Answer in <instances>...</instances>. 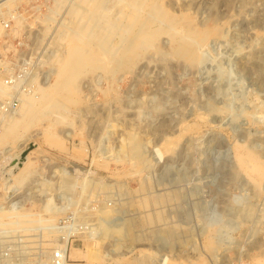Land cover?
Instances as JSON below:
<instances>
[{
    "label": "rangeland",
    "instance_id": "rangeland-1",
    "mask_svg": "<svg viewBox=\"0 0 264 264\" xmlns=\"http://www.w3.org/2000/svg\"><path fill=\"white\" fill-rule=\"evenodd\" d=\"M83 2L22 0L16 19L0 12V41L31 43L33 93L55 82L65 44L57 36L80 32L83 12L92 9ZM160 4L199 32L218 31L198 50L200 63L192 68L173 56L169 36L161 39L164 55L151 50L120 74L95 62L73 85L74 102L49 108L22 137L1 143L4 262L50 260L71 225L79 232L67 245L68 264H86L88 254L109 258L103 264H264V176L256 186L235 158V147H245L264 164V0ZM130 135L142 147L139 160L132 159ZM155 149L164 153L160 162ZM24 157L29 174L11 188L4 180ZM11 211L53 218L56 227L46 232L56 235L24 232L28 219L7 222ZM211 219L237 229L227 235L231 243L218 247L217 234L201 233ZM120 229H129L126 241L111 232Z\"/></svg>",
    "mask_w": 264,
    "mask_h": 264
},
{
    "label": "bare ground",
    "instance_id": "bare-ground-1",
    "mask_svg": "<svg viewBox=\"0 0 264 264\" xmlns=\"http://www.w3.org/2000/svg\"><path fill=\"white\" fill-rule=\"evenodd\" d=\"M20 1L22 0H0V12L7 10L8 15L12 13V16H15L14 19H16L19 15L14 13L16 11L14 8ZM85 1H89L92 4V9L83 12L85 21H83L84 23L80 32L77 29L72 32L64 30L57 36L58 42H65V44L61 45L63 51L59 48L61 52L65 54V57L63 54V57L57 58V72L55 73L54 71L55 82L51 85H45L44 88H40L39 92H32L30 95L24 96L20 108L15 115L0 117L2 121L0 145L1 143L4 144L22 137V131H26L34 125V123L38 121V118L45 115V112L48 111L49 108L54 107L55 109L64 110V103L74 102L72 99V90H74L73 85H78V80L81 75L80 72L84 69L92 68L95 62L96 66H98L96 68L100 70L103 69L104 71L106 68H110L109 70L115 74L129 70L141 57L146 56L151 50L155 51L156 55H164L161 39L163 36H169L176 45L173 56L181 58L187 65L195 68L202 59L199 56L198 50L212 34L218 32L215 31L216 29L199 32L190 24L185 25L182 19L172 16L162 8L160 0H84V2ZM73 14L75 16L77 14L76 11ZM46 20L50 21L51 19L50 17H46ZM18 23L21 24V21L19 20ZM104 57L105 60L106 58L108 59V63L104 61ZM8 91L9 89L4 85H0V96H6ZM261 120V123H264V116ZM132 138L133 136L129 138L130 144L132 143L133 145V147L130 145L133 148L130 149L134 157L132 159L139 160V158L141 159L142 157V155L140 157L141 150H139V153L136 148L139 149L138 145L140 144H138L136 139L133 140ZM131 140H133V142ZM141 148L140 145V149ZM80 152L82 155L87 154L86 149H81ZM235 152V158L239 167L247 172L256 186H260L261 178L264 176V164L259 163L258 157L249 152L245 147H235ZM153 154L156 161L160 162L164 159V153L160 149H155ZM24 158L27 159V157ZM31 164V160L28 158L26 162L20 165L18 172H15L16 168L10 170L8 172L9 176L7 177L11 179H5L4 182H10V187L11 185L14 186V184L20 183L24 179L23 177L26 175ZM17 166H19V164L16 165V167ZM80 170L83 169L80 168ZM255 174H257L258 177L253 178L252 176H255ZM10 187L8 189H10ZM21 218L28 219V226L23 229L24 232H28L35 228L38 230V228H40L39 231L42 230L46 237L56 235L48 233L52 228L54 229V227H56L53 218L44 221L42 218L29 213H23L21 211L12 213L11 211V215L8 217L7 222H14ZM206 224V227L201 233L203 235L209 233L217 234L218 239L216 244L218 247L231 243L230 240H227V235L237 230L233 229V227L224 225L218 219L207 220ZM0 227H3L2 223H0ZM75 228L70 225L61 239L56 238V246H54L56 248H61L65 253L72 234L79 232V230H75ZM111 232L114 233V236L119 237L118 240L123 239L126 241L129 237V229L112 230ZM8 233H11V231ZM56 233H58V231ZM93 235L96 236V234L92 233L91 236ZM91 238L92 237H90V239ZM45 255L49 257L50 253L46 252ZM108 259L109 258L102 254H94L91 256L88 254L84 256L86 264H103L109 261ZM169 262L170 259L165 258L162 264H170Z\"/></svg>",
    "mask_w": 264,
    "mask_h": 264
},
{
    "label": "built area",
    "instance_id": "built-area-1",
    "mask_svg": "<svg viewBox=\"0 0 264 264\" xmlns=\"http://www.w3.org/2000/svg\"><path fill=\"white\" fill-rule=\"evenodd\" d=\"M8 30L10 23H4ZM6 40V41H4ZM0 41V85L9 89L6 96H0V116L15 115L22 98L30 95L36 88V62L30 53V41ZM0 264H8L0 257ZM39 264H68L66 252L58 250L52 253L50 260Z\"/></svg>",
    "mask_w": 264,
    "mask_h": 264
}]
</instances>
